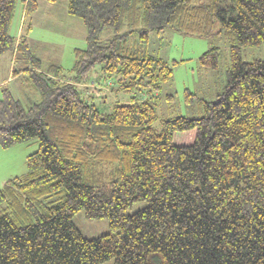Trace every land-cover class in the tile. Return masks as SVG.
I'll return each instance as SVG.
<instances>
[{
    "label": "trees",
    "instance_id": "16d2710c",
    "mask_svg": "<svg viewBox=\"0 0 264 264\" xmlns=\"http://www.w3.org/2000/svg\"><path fill=\"white\" fill-rule=\"evenodd\" d=\"M222 1L68 0L86 46L61 77L59 66L40 71L27 39L8 32L16 0H0V54L25 55L32 66L12 75L25 72L39 95L24 107L2 88L0 146L36 137L38 148L26 172L0 187V210H11L0 211V264H264V58H242L243 48L264 45V0ZM25 3V12L37 7ZM127 18L139 28L122 32ZM107 27L114 34L102 40ZM164 30L224 36L229 65L215 100L185 89L202 116L166 118L156 129V98L177 63L147 50L149 34ZM135 32L140 47L130 52ZM198 60L218 71V47ZM96 64L110 85L87 82ZM100 85L137 95L102 112L78 90ZM138 200L148 205L129 213ZM80 210L106 218L108 231L83 236L72 220Z\"/></svg>",
    "mask_w": 264,
    "mask_h": 264
},
{
    "label": "rangeland",
    "instance_id": "374dc122",
    "mask_svg": "<svg viewBox=\"0 0 264 264\" xmlns=\"http://www.w3.org/2000/svg\"><path fill=\"white\" fill-rule=\"evenodd\" d=\"M25 1L16 0L8 32L15 38L23 36L27 39L30 51L40 60V71H50L54 74L55 71L49 68L59 66L61 67L59 75L70 77L72 75L70 69L75 59V48L86 46V30L83 22L68 12V0H35L37 7L27 12H25ZM228 4L229 0L222 1V5L227 6ZM139 26L137 22L132 26L127 18L126 22L125 20L122 22L121 31L139 28ZM113 34L114 30L107 27L102 31L100 39L106 40ZM137 40L136 32L128 37L127 43L130 52L139 49L140 45ZM214 46L218 47L219 50L218 71L202 67L198 60L207 48ZM147 50L170 63L172 60H177V63L172 66V81L162 85L156 98L157 118L153 122V126L160 129L161 120L174 116L181 115L191 118L202 116L203 112L198 100L194 98L190 102L186 101L185 89L195 92L198 97L206 100L216 99L218 88H220L219 76L222 73L220 78H223V73L229 65V43L227 39L224 36L205 38L184 35L173 30H164L149 34ZM242 58L245 61L264 58V45L243 48ZM31 66V62L21 52L15 54L14 51H5L0 54V98L2 88L7 87L24 107L39 99L37 91L30 85L25 72H21L23 73L21 76H16L15 73L14 76L12 75V68L23 70ZM100 67V64H96L89 72L88 83L91 81L96 83L98 79H101L102 83H106L101 77ZM99 87L84 89L78 86V90L82 92L81 95L86 101L94 103L102 112L112 110L117 101L127 102L131 95H137V93H127L121 90H107L103 85ZM167 94H173V99L169 100L166 97ZM37 148L38 140L36 137L7 148L0 146V187L9 178L26 172V157ZM23 203L22 199L16 201L13 214H17L18 208L24 206ZM147 205V201L138 200L132 204L128 212H136ZM0 211L10 212L11 210L7 207ZM30 218L32 217L30 216ZM14 219L20 224L29 222V219H25V217L15 216ZM72 220L82 235L88 238L96 237L108 231L106 218H88L83 210L76 212ZM97 264H114V261L108 259Z\"/></svg>",
    "mask_w": 264,
    "mask_h": 264
},
{
    "label": "built area",
    "instance_id": "2783aa9c",
    "mask_svg": "<svg viewBox=\"0 0 264 264\" xmlns=\"http://www.w3.org/2000/svg\"><path fill=\"white\" fill-rule=\"evenodd\" d=\"M105 83V82H104ZM106 85H110L111 84V82L110 81H106V83H105Z\"/></svg>",
    "mask_w": 264,
    "mask_h": 264
},
{
    "label": "crops",
    "instance_id": "0c3cea01",
    "mask_svg": "<svg viewBox=\"0 0 264 264\" xmlns=\"http://www.w3.org/2000/svg\"><path fill=\"white\" fill-rule=\"evenodd\" d=\"M18 76H20V74Z\"/></svg>",
    "mask_w": 264,
    "mask_h": 264
}]
</instances>
